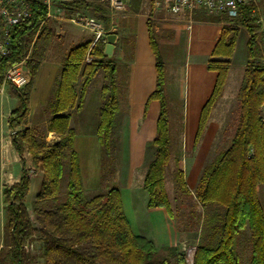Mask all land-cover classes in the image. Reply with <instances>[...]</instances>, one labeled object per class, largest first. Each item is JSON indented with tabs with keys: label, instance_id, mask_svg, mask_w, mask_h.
I'll list each match as a JSON object with an SVG mask.
<instances>
[{
	"label": "trees",
	"instance_id": "1",
	"mask_svg": "<svg viewBox=\"0 0 264 264\" xmlns=\"http://www.w3.org/2000/svg\"><path fill=\"white\" fill-rule=\"evenodd\" d=\"M30 3L32 14L14 28V52L2 60L1 68L4 72L29 54L26 63L31 79L24 88L14 89L17 104L8 118L11 142L23 168L20 181L3 188L6 220L0 264H187L186 252H176L174 247L162 252L152 238L133 231L118 186H108L91 197L86 194L74 148L77 131L71 126V119L82 109L88 87L102 72L96 132L102 155L112 152L120 100L118 67L113 56L104 53L106 39L94 45V37L85 39L69 49L44 108L50 117L44 123L29 126L31 88L41 62L55 45V30L47 18L46 5L41 0ZM262 6L264 11V0ZM67 7L94 12L110 32L108 2L76 0ZM255 7L250 2L242 5L236 16L220 15L219 20L225 24L207 62V69L216 71L217 78L200 112L195 146L223 94L239 26L248 30V60L237 95L238 119L231 137L204 165L194 191L176 158L175 177L180 193L191 201V206L200 203L203 207L198 225L190 229L199 232L193 264H241L239 243L246 230L251 242L250 264H264V205L259 197L260 188H264V65L258 40L261 23L254 16ZM147 25L156 58V87L149 100H158L160 111L152 140L154 156L148 162L143 186L148 193L147 206L164 207L170 215L171 201L165 183L172 151L166 66L155 26L150 20ZM87 55L95 58L85 63ZM80 77L83 83L79 89ZM50 132L57 137L47 140ZM25 152L31 156V167ZM37 171H41L42 181L32 203V218L25 200L31 173ZM32 240L40 243L38 251L33 250Z\"/></svg>",
	"mask_w": 264,
	"mask_h": 264
},
{
	"label": "crops",
	"instance_id": "2",
	"mask_svg": "<svg viewBox=\"0 0 264 264\" xmlns=\"http://www.w3.org/2000/svg\"><path fill=\"white\" fill-rule=\"evenodd\" d=\"M127 1L125 0V2ZM134 1L130 0V2L125 4V12L113 9L116 13L111 12V26L108 30L110 32L107 33H115L117 35L114 44L113 61L117 64L118 68L120 66L128 67L127 93L129 109H126L118 117V120L124 119L123 121L132 125L139 124V119L141 122L147 120L145 111L151 101L149 100L150 95L156 87V58L151 47L147 25V21H151L152 19L157 38H162L158 44L166 66V87L172 89L180 84L188 88L189 94H194L197 97L193 103L197 112L195 115L197 132V122H199L201 109L211 95L217 78L216 71L207 69V62L212 57L213 50L220 38L225 22L219 20L220 15L209 14L202 8L186 9L180 13L172 14L155 10L152 3V9L150 8L145 12L140 10V1ZM127 10L128 12H126ZM239 27V35L231 57V67L224 91L229 83L233 68L241 67L244 69L248 60L247 43L250 34L245 27ZM186 30L188 31L189 44L193 45V48L188 52L189 59L185 61V66L180 69L181 74L179 79L177 77L179 68L173 67L175 63L172 60L175 57L176 50L173 46L161 42L166 37H170L173 31H182L185 34ZM263 31L264 26L261 25L260 32L262 33ZM55 34L61 38V44L55 47L51 46L47 57L39 66L30 92L29 126L44 123L50 117L44 112V108L55 79H57L61 72L64 55L74 44L94 37L89 30L82 27L78 28L77 26L58 28ZM94 58L92 55H87L85 63L90 62ZM101 77H103V73L99 72L87 89L82 109L74 114L71 119V126L75 127L77 131L74 139V148L79 156L80 172L86 192L102 189V148L96 132L97 116L101 104L99 95L101 84L98 82L96 84V79H101ZM82 83L83 79L80 77L79 89ZM202 95L203 97L201 98L200 96ZM191 103L189 102V105ZM16 104V95H13L12 91L5 86L0 91V248L4 243V225L6 220L3 188L19 182L23 168L21 158L11 142L12 129L8 124V118ZM199 104H202L201 107ZM140 112H143V114ZM86 123H92L93 130L79 131L78 126L82 127ZM56 137L54 133L50 132L47 140H52ZM137 140L139 142L144 141L143 138H136L135 141ZM129 141L132 143L134 139L125 140V143H129ZM141 153L143 157V150ZM24 155L27 165L31 167L30 154L25 152ZM135 166V162H132L131 169ZM130 174L131 170L126 174L120 170L119 180L121 183L119 188L123 207L133 231L136 234L152 238L157 247L171 244L174 232L170 226L168 211L164 207H148V199L144 200L143 206L141 205V210L139 211L136 207L134 184ZM195 175L191 179L193 186H196L198 182V176L197 174ZM41 181V171L31 173V185L25 200L28 209L29 204L32 206L36 194L40 189Z\"/></svg>",
	"mask_w": 264,
	"mask_h": 264
},
{
	"label": "rangeland",
	"instance_id": "3",
	"mask_svg": "<svg viewBox=\"0 0 264 264\" xmlns=\"http://www.w3.org/2000/svg\"><path fill=\"white\" fill-rule=\"evenodd\" d=\"M139 1L141 3L139 7L142 11L147 12V10L152 6V0ZM127 2H130V0H128ZM127 2H125L124 0V5ZM134 2H137V0H135ZM254 3L256 4L254 16L261 23V25L264 26V11L262 0H256ZM82 11L100 20L98 15L94 12L88 9H82ZM119 11L125 12V9H121ZM111 12L116 13V11L112 8ZM126 12H128V10ZM208 13L214 15L213 13ZM50 23L54 27L55 31L58 28H64L66 26H77L78 28H81L66 19L64 20L59 18H51ZM161 39L162 38H158V42H160ZM258 40L263 53L261 63L264 65V31L262 33L260 32ZM54 43L55 45H53L52 47L61 44V38L59 36H56V34ZM161 43H167V45L173 46L175 48V57L172 60L175 63L173 64V67L179 68L177 76L179 78L181 74L180 69L185 66V61L189 59L188 52L193 48V45L189 44L188 41V31L186 30L185 34L182 31H173L171 33V36L166 37ZM168 72L170 71L168 70ZM243 74V68H233L229 83L226 86L225 91H223L222 96L217 101L215 107L213 108L202 139L196 146L194 142V135L197 128L195 118L197 112L193 103L197 97L194 94H189L188 88L180 84L177 87H173L172 89L166 87L172 151L171 159L166 166L165 183L167 193L171 201L172 213L169 215V220L171 229L174 232V238L171 244L166 246H158V249L162 252H164L167 247H174L176 252H186L187 259L189 258V255H192V258L194 257L193 255L198 243L199 232L197 230L190 229L193 227L195 229L198 225V214L203 211V207L200 203H196L191 206V201L186 196L180 193L175 177L177 168L176 158L180 159V167H182V169L184 170L185 180L189 188L194 191L196 186H193L192 184V176L197 174L199 178L204 165L215 156L218 150L229 140L234 131L238 119L237 95ZM127 75L128 67L120 66L117 71L120 100L118 117L126 109H129ZM102 81L103 77H101V79H96V84L100 83L102 85ZM6 86L12 91L13 95H15V88L9 84ZM200 97L202 98L203 95ZM189 102L192 103L189 105ZM159 111L160 102L153 99L150 101L145 111L147 115L146 121L142 120L143 122H141L139 119V124L132 125L127 123L126 121H123L124 119H117L113 150L110 154H104L101 156L102 189L98 191L86 192L89 197L105 191L108 186L120 187V170H122V173L124 174L129 173L131 170L130 176L134 184L133 187L134 197L136 199V207L137 209H139V211L141 210V205L143 204L144 200L148 199L147 190L143 186V179L148 162L154 156L155 147L152 143V139L155 136L156 120ZM140 113L143 114V112ZM78 129L79 131H90L93 130V126L92 123H86L82 127L78 126ZM136 138H143L144 141H135ZM129 139H134V142L131 143L129 141V143H125V140L127 141ZM131 147L132 149H130ZM142 150L144 152L143 157L141 155ZM134 156L138 157L135 158ZM132 162H135L136 164L133 169H131ZM259 197L264 205L263 187H261L259 190ZM29 205V212L33 218L32 206L31 204ZM192 210H195V212L197 213L193 214L191 212ZM35 225H37L36 222ZM32 243L34 244L33 250L38 251L40 243L34 240H32ZM238 253L241 257V264H250L251 242L249 237V230H246L245 237L240 240Z\"/></svg>",
	"mask_w": 264,
	"mask_h": 264
},
{
	"label": "built area",
	"instance_id": "4",
	"mask_svg": "<svg viewBox=\"0 0 264 264\" xmlns=\"http://www.w3.org/2000/svg\"><path fill=\"white\" fill-rule=\"evenodd\" d=\"M47 7V18L66 19L84 29L89 30L94 40V45L98 40L106 39L107 30L102 21L94 16L84 13L80 9L69 10L68 3L76 0H41ZM108 2L112 9H124V0H99ZM256 0H152L153 8L157 11H164L172 14L180 13L186 9L202 8L206 11L221 15L228 14L236 16L242 5ZM32 14L30 0H0V80L2 84L0 91L6 85H11L15 89L24 88L31 79V71L27 66V54L21 60L9 65L2 72V60L14 52L13 30L16 25L29 18ZM195 252V251H194ZM188 264H192V255L187 259Z\"/></svg>",
	"mask_w": 264,
	"mask_h": 264
},
{
	"label": "water",
	"instance_id": "5",
	"mask_svg": "<svg viewBox=\"0 0 264 264\" xmlns=\"http://www.w3.org/2000/svg\"><path fill=\"white\" fill-rule=\"evenodd\" d=\"M116 39H117V35L115 33L107 34V36H106V45L104 47V53H105L106 56H108V57H112L113 56V51H114V47H115L114 44H115ZM192 264H193V258H192Z\"/></svg>",
	"mask_w": 264,
	"mask_h": 264
}]
</instances>
